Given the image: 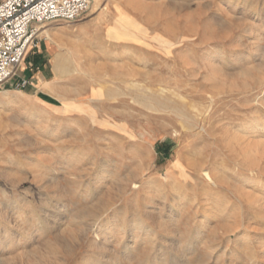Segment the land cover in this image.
I'll return each instance as SVG.
<instances>
[{
	"label": "rangeland",
	"instance_id": "374dc122",
	"mask_svg": "<svg viewBox=\"0 0 264 264\" xmlns=\"http://www.w3.org/2000/svg\"><path fill=\"white\" fill-rule=\"evenodd\" d=\"M40 31L46 79L0 87V264H264V0H90Z\"/></svg>",
	"mask_w": 264,
	"mask_h": 264
},
{
	"label": "built area",
	"instance_id": "2783aa9c",
	"mask_svg": "<svg viewBox=\"0 0 264 264\" xmlns=\"http://www.w3.org/2000/svg\"><path fill=\"white\" fill-rule=\"evenodd\" d=\"M89 5L90 0H0V87L9 82L16 89L31 85V78L17 74L26 53L37 48L42 26L74 22Z\"/></svg>",
	"mask_w": 264,
	"mask_h": 264
},
{
	"label": "bare ground",
	"instance_id": "6f19581e",
	"mask_svg": "<svg viewBox=\"0 0 264 264\" xmlns=\"http://www.w3.org/2000/svg\"><path fill=\"white\" fill-rule=\"evenodd\" d=\"M63 26H61L60 28H62ZM52 29V28H51ZM61 29H59V28H55V29H52V30H50V33L51 34H54L56 31H60ZM48 34H49V32H48ZM129 36V35H128ZM217 46H216V44L214 43V42H212V41H207L206 43H204V45H203V47H202V50H201V59L203 60V59H205L206 57H207V55H208V53L211 51V50H213V49H215ZM255 52V51H254ZM264 56V55H263ZM60 56L59 55H57L56 56V58H54V63H53V66H54V69H57L58 68V66H59V64H60ZM249 58H251L250 56H249ZM258 66H261V63L260 62H258V63H256V65L255 66H253L252 67V69H260ZM133 73V72H132ZM258 75H259V73H258ZM244 79V78H243ZM263 84H264V82H263ZM118 90V89H117ZM2 95V94H1ZM16 95V93L14 92V93H12V92H5L2 96H0V108H2V107H9V105L10 104H13L12 102H11V98L13 97V96H15ZM137 97V96H136ZM142 98V97H141ZM151 99H155V101L158 103V108L157 107H155V106H153V105H151V103H149V101L151 100ZM142 101H143V98H142ZM148 103H143V106H144V108H145V111L147 112V114L149 115V114H157V113H159L160 111H162V107L164 106V103L163 102H161L160 100H158V99H156V98H154V97H147V100H146ZM176 102H177V100H175ZM180 103V102H179ZM172 111H174V112H176V113H178V114H180L182 117H179L180 119H181V123L183 124V128H189V127H191L190 126V124L189 123H191V121L190 120H193L195 123H197L198 122V117L196 116V115H187V114H185V113H183V111L179 108V107H173L172 108ZM256 112V110L255 111H253V113H252V115H251V123H252V125H251V128L253 129V130H257V129H259L258 127L262 124V122H261V120H257L256 119V117H257V113H255ZM203 121V120H202ZM264 123V122H263ZM193 126H195V125H193ZM262 128V133H261V136L262 137H264V127H261ZM174 134V133H173ZM195 134H197V133H195ZM207 172V171H206ZM204 173V175L203 176H205V177H207V179H209L211 182H212V184H214V185H217V182H215V181H213L212 179H211V176H209V174L208 173ZM204 177V178H205ZM221 180V179H220ZM233 183V182H232ZM150 186V185H149ZM231 188V187H230ZM178 191V190H177ZM166 194V193H165ZM176 195H178L179 196V192L176 194ZM244 195H246V196H248L247 194H244ZM169 196V195H168ZM174 196V195H173ZM182 196V195H181ZM167 198V197H166ZM177 198V197H176ZM255 199V198H254ZM178 200V199H177ZM250 200V199H249ZM167 201V200H166ZM258 201V200H257ZM263 201V200H262ZM262 204H261V206L263 205L264 206V203L263 202H261ZM154 203L151 201L150 203H148L147 204V210L145 211V213L146 214H149L150 212H152V210H153V208H155L154 207V205H153ZM196 204V203H195ZM221 205V204H220ZM156 206V205H155ZM169 206V205H168ZM196 206V205H195ZM222 206V205H221ZM262 206V207H263ZM261 207V208H262ZM206 209H205V217L206 216H209V212H210V209H211V207H205ZM260 208V209H261ZM264 208V207H263ZM154 211V210H153ZM210 217V216H209ZM218 218H219V216H218ZM218 218H216V219H218ZM138 220V219H137ZM143 221V220H142ZM141 222V221H140ZM219 228H223V227H219ZM229 228V227H228ZM192 235V234H191ZM129 252V251H128ZM264 252V251H263ZM175 255V254H174ZM106 262H104L103 264H105Z\"/></svg>",
	"mask_w": 264,
	"mask_h": 264
},
{
	"label": "crops",
	"instance_id": "0c3cea01",
	"mask_svg": "<svg viewBox=\"0 0 264 264\" xmlns=\"http://www.w3.org/2000/svg\"><path fill=\"white\" fill-rule=\"evenodd\" d=\"M46 51L47 49L44 47V44H38V51L37 54H35L32 57V62H28L26 63L27 65H25V67H23V70L26 71V69L28 68V75L27 76H23L25 78H31L32 83L34 84V82H39L41 80H45L46 79V72L45 70V57H46ZM33 55V53H32ZM36 70V71H35ZM15 81V80H14ZM31 87L26 86L24 89H27Z\"/></svg>",
	"mask_w": 264,
	"mask_h": 264
}]
</instances>
